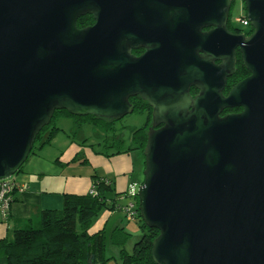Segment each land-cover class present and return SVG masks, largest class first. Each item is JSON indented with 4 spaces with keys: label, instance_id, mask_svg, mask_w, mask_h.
I'll list each match as a JSON object with an SVG mask.
<instances>
[{
    "label": "water",
    "instance_id": "water-1",
    "mask_svg": "<svg viewBox=\"0 0 264 264\" xmlns=\"http://www.w3.org/2000/svg\"><path fill=\"white\" fill-rule=\"evenodd\" d=\"M243 1L250 36L227 29L234 0H0V182L57 111L120 121L139 97L155 264H264V0ZM237 49L250 76L226 96Z\"/></svg>",
    "mask_w": 264,
    "mask_h": 264
},
{
    "label": "trees",
    "instance_id": "trees-1",
    "mask_svg": "<svg viewBox=\"0 0 264 264\" xmlns=\"http://www.w3.org/2000/svg\"><path fill=\"white\" fill-rule=\"evenodd\" d=\"M243 8L247 16L245 4ZM94 23L93 16L88 15L80 18L77 25L79 29H84L94 26ZM235 32H239V30H235ZM237 61V73L229 78L225 95L239 82L250 76V72L245 68L240 55ZM197 92L195 89L192 90V94ZM131 103L135 106L133 114L147 116L145 126L134 132L132 146L122 150L121 147H123L124 142L120 140L118 144L120 149L109 153L107 151H95L92 146H87L86 142L76 144L82 150L90 149L97 155H104L107 158L128 154L133 151H141L144 154L148 141V131L153 124V109L139 97L132 98ZM231 111H242V109L225 110L223 115L229 114ZM61 118L71 119L75 129L90 125L101 130L106 136L112 135L115 138L117 135L118 128L116 124L118 121L94 116L76 117L66 111H57L50 125L45 127L38 135L29 160L32 155H38L37 151L50 147L61 131L65 133L63 129L61 130L57 126V122ZM69 138L73 142V138L70 136ZM102 143L104 147L108 148L106 140ZM112 146L116 147V143ZM82 150L70 163L63 165L60 158H58L55 164L66 167L75 163L80 168L89 165L87 152ZM24 166L19 175L25 173ZM91 179V193L86 195H64L62 208L43 209L39 216L27 219L22 224V227L15 229L13 240L7 235L3 236L0 239V264H108L111 258H108L106 254L108 239L106 231L91 233L95 223L106 212L112 214L115 212L125 213L130 221L137 223L143 235L135 244L132 253H129L126 246L133 237L132 234L128 233L123 227L125 226L124 223L123 226L118 225L114 228L110 235V242L119 248L121 264H155L152 258L153 243L160 233L156 229L148 228L142 220L138 194L136 196H131L130 193L117 194L114 182L97 174H93ZM14 184L16 187L11 192V204L15 201L17 193H23L28 190L27 186L19 182L17 178H15ZM23 186L24 188H22ZM124 196L130 199L127 205H121L118 202ZM122 221H124L123 217Z\"/></svg>",
    "mask_w": 264,
    "mask_h": 264
},
{
    "label": "crops",
    "instance_id": "crops-1",
    "mask_svg": "<svg viewBox=\"0 0 264 264\" xmlns=\"http://www.w3.org/2000/svg\"><path fill=\"white\" fill-rule=\"evenodd\" d=\"M72 140L73 142L68 138V144L70 142L71 144L67 147L65 153L60 156V161L63 165L70 163L82 150L75 140ZM84 150L87 152L89 165L83 168L76 166L75 163L66 167L54 164L57 168L53 173H40L35 175V177L26 178V182L21 180L26 175L23 174L17 177V180L25 184L28 190L15 195L16 199L10 206L11 209L7 219L3 217L0 209V225H6L8 228L13 226L14 232L17 227H22V224L27 219L39 216L43 209L62 208L64 195H85L90 193L93 174L112 180L117 194L129 193L133 185L137 187L141 185L143 175L141 178V174L138 173V168L142 169V159L137 154L139 151L107 158L104 155H97L90 149H83L82 151ZM16 202H23L26 206L16 205ZM115 216V214L110 212L104 213L95 223L91 233L107 230ZM132 222L135 223V221ZM123 223L122 217L119 223L113 221L111 230L118 225L123 226ZM135 224L137 225V223ZM2 232L3 228L0 226V236L3 235H1Z\"/></svg>",
    "mask_w": 264,
    "mask_h": 264
},
{
    "label": "rangeland",
    "instance_id": "rangeland-1",
    "mask_svg": "<svg viewBox=\"0 0 264 264\" xmlns=\"http://www.w3.org/2000/svg\"><path fill=\"white\" fill-rule=\"evenodd\" d=\"M244 1L243 0H236L235 4L233 5V8L231 10L232 16H238L241 13L245 14V10L243 9ZM147 121L146 115H138V114H132L129 116H126L122 120L118 121L116 126L118 128L117 135L115 138H113L112 135H105L101 130L98 128H95L90 125H84L81 129H75L74 130V123L69 118H61L57 122V126L63 129L58 136L53 141L52 145L50 147H46L41 151H37L36 156L32 155V158L25 164L24 170L26 175L25 177L21 178L23 182H26V178H32L31 176L39 175L40 173H53L56 170L55 161L60 158L61 155H63L67 149V147L71 144V142L68 144V138L69 136L72 137L76 143L81 144L83 142H86L87 146H92V148L95 151H107L109 153L116 152L120 147L118 146L119 141L123 140V147H121L122 150L127 149L128 147L132 146V136L134 132L142 127L145 126ZM106 140L108 142V148L103 146V141ZM114 143H116V147L112 146ZM137 154L142 159V169L138 168V173L141 174V178L143 175L142 182L144 180V168H145V157L144 154L139 151ZM73 168V167H69ZM74 170V169H70ZM21 174V175H23ZM19 174L15 175V178L21 176ZM141 182V183H142ZM92 192V191H91ZM90 192V193H91ZM89 194V193H87ZM86 195V194H85ZM121 205H127L130 202V199L127 196H124L123 198L119 199L118 201ZM16 205L19 206H26L25 203H19L16 202ZM116 216L114 217L113 221H117V223L120 222L121 217L124 218V225L123 226L126 231L130 234H132V238L127 243V251L129 253H132L133 248L135 244L142 238V232L138 225H136L134 222L130 221L125 213L123 212H115ZM113 221L110 222L109 227L107 228L106 234L108 236L107 239V245H106V254L108 258H111L108 264H121V261L119 260V248L112 245L110 242V235L114 228L111 230V227L113 225ZM13 225V224H12ZM3 228V232L1 233L2 236L7 235L11 240H13V226H10L8 228L6 225H0ZM9 229V230H8ZM0 236V239L1 237Z\"/></svg>",
    "mask_w": 264,
    "mask_h": 264
},
{
    "label": "built area",
    "instance_id": "built-area-1",
    "mask_svg": "<svg viewBox=\"0 0 264 264\" xmlns=\"http://www.w3.org/2000/svg\"><path fill=\"white\" fill-rule=\"evenodd\" d=\"M234 20L242 27L249 26L248 20L245 19L242 15L236 17ZM15 187L16 185L14 184V180L0 182V208L4 217H6L9 213L12 200L11 192H13ZM22 188H24V186ZM130 194L131 196H136L135 186L132 187Z\"/></svg>",
    "mask_w": 264,
    "mask_h": 264
},
{
    "label": "flooded vegetation",
    "instance_id": "flooded-vegetation-1",
    "mask_svg": "<svg viewBox=\"0 0 264 264\" xmlns=\"http://www.w3.org/2000/svg\"><path fill=\"white\" fill-rule=\"evenodd\" d=\"M90 16V15H89ZM233 16L231 15V14H229V18H228V21H227V29L230 31V32H232V33H234V34H237V35H239V34H245L246 36H249V30L250 29H248V30H246V31H244V32H235V30H238V29H240V30H242L241 28H240V26H238L237 24H235L233 21H232V18ZM94 18V17H93ZM96 23V22H95ZM95 23H94V25H95ZM216 30V27L215 26H209V27H205V28H203L200 32L201 33H203V34H207V33H210V32H212V31H215ZM135 52V53H134ZM237 58L239 57V55H240V57L242 58V54H241V51H240V49H237ZM145 53V50L144 49H139V50H134L133 51V54L136 56V57H140L141 55H143ZM237 63H238V61H237ZM217 64L218 65H220L221 64V62H217ZM236 73H237V70H236ZM236 73H235V75H236ZM234 75V76H235ZM249 77V76H248ZM247 77V78H248ZM198 93V92H197ZM197 93H195V94H193V95H196ZM135 98H137V97H135ZM239 112H241V111H235V112H229V113H239Z\"/></svg>",
    "mask_w": 264,
    "mask_h": 264
},
{
    "label": "clouds",
    "instance_id": "clouds-1",
    "mask_svg": "<svg viewBox=\"0 0 264 264\" xmlns=\"http://www.w3.org/2000/svg\"><path fill=\"white\" fill-rule=\"evenodd\" d=\"M234 1H236V0H234ZM233 3H234V2H233ZM234 4H235V3H234ZM244 4H245V3H244ZM243 6H244V5H243ZM232 8H233V6H232ZM243 9H244V8H243ZM231 10H232V9H231ZM230 14H231V11H230ZM241 15H242L245 19L248 20L246 14L241 13V14L238 15V16H241ZM238 16H235V17L233 16V17H232V18H233L232 21H233L235 24H237V23L235 22L234 19H235L236 17H238ZM248 22H249V26H248V27H242V26H240L239 24H237V25L240 26V28L242 29V30L238 29L239 32H244V31L250 29V30H249V36H250V35L254 32V29H253V27L251 26L249 20H248ZM251 31H252V32H251ZM244 35H245V34H244ZM236 68H237V65H236ZM246 79H247V78H246ZM241 82H242V81H241ZM239 83H240V82H239ZM234 87H235V86H234ZM229 92H230V91H229ZM229 92H228V93H229ZM224 93H225V92H224ZM227 95H228V94H227ZM227 95H226V96H227ZM241 112H242V111H241ZM144 171H145V169H144ZM143 182H144V180H143ZM143 182L141 183V185L143 184ZM141 185H140V186H141ZM133 186H135V188H136V194H138V191H139V187H140V186H138V187H137L136 185H133ZM133 186H132V187H133ZM132 187H131V189H132ZM131 189H130L129 193L131 192ZM91 191H92V189H91Z\"/></svg>",
    "mask_w": 264,
    "mask_h": 264
},
{
    "label": "bare ground",
    "instance_id": "bare-ground-1",
    "mask_svg": "<svg viewBox=\"0 0 264 264\" xmlns=\"http://www.w3.org/2000/svg\"><path fill=\"white\" fill-rule=\"evenodd\" d=\"M6 181H8V180H6ZM1 209V208H0ZM1 212H2V210H1ZM3 214V213H2ZM4 217V216H3ZM7 217H8V215L6 216V217H4V218H6L7 219Z\"/></svg>",
    "mask_w": 264,
    "mask_h": 264
}]
</instances>
